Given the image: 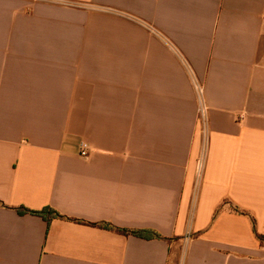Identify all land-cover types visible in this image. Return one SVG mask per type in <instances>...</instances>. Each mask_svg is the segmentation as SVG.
<instances>
[{
	"label": "crops",
	"instance_id": "0c3cea01",
	"mask_svg": "<svg viewBox=\"0 0 264 264\" xmlns=\"http://www.w3.org/2000/svg\"><path fill=\"white\" fill-rule=\"evenodd\" d=\"M0 204V264H264V0H0Z\"/></svg>",
	"mask_w": 264,
	"mask_h": 264
},
{
	"label": "built area",
	"instance_id": "2783aa9c",
	"mask_svg": "<svg viewBox=\"0 0 264 264\" xmlns=\"http://www.w3.org/2000/svg\"><path fill=\"white\" fill-rule=\"evenodd\" d=\"M196 89L199 95L200 100V115H201V124H202V131L204 135V149L202 156L200 158L199 163V174L201 175L205 169L207 156H208V148H209V135L207 131V107L204 101V88L199 84L196 83ZM90 146L88 143L83 142L80 146V157L81 158H88L90 154Z\"/></svg>",
	"mask_w": 264,
	"mask_h": 264
},
{
	"label": "trees",
	"instance_id": "16d2710c",
	"mask_svg": "<svg viewBox=\"0 0 264 264\" xmlns=\"http://www.w3.org/2000/svg\"><path fill=\"white\" fill-rule=\"evenodd\" d=\"M0 206H1V204H0ZM28 212L31 213V214H34V215L42 216L45 219H47L49 222H50L51 218L61 217V215H59L58 213H56L52 209H46V210H43V211H29V210H21L20 211L21 214H27ZM123 233H127V232L123 231ZM135 234L139 235V236H141L143 238H151V237L154 238V235H151L149 233H135ZM257 236H258L259 240L262 243H264V236L259 235L258 233H257Z\"/></svg>",
	"mask_w": 264,
	"mask_h": 264
}]
</instances>
